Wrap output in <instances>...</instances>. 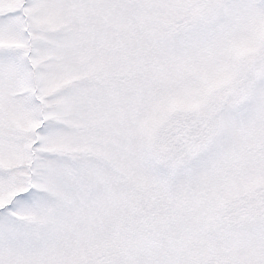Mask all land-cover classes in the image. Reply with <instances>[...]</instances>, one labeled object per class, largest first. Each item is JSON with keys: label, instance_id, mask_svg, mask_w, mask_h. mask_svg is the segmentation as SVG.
Returning a JSON list of instances; mask_svg holds the SVG:
<instances>
[{"label": "snow or ice", "instance_id": "6c2138e0", "mask_svg": "<svg viewBox=\"0 0 264 264\" xmlns=\"http://www.w3.org/2000/svg\"><path fill=\"white\" fill-rule=\"evenodd\" d=\"M0 264H264V0H0Z\"/></svg>", "mask_w": 264, "mask_h": 264}]
</instances>
